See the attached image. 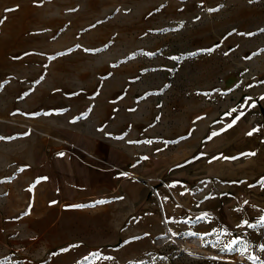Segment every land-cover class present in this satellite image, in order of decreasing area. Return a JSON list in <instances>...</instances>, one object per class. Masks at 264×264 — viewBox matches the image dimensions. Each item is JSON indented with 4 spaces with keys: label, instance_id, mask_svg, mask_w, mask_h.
<instances>
[{
    "label": "rangeland",
    "instance_id": "rangeland-1",
    "mask_svg": "<svg viewBox=\"0 0 264 264\" xmlns=\"http://www.w3.org/2000/svg\"><path fill=\"white\" fill-rule=\"evenodd\" d=\"M0 21V264H264V210L228 227L171 188L264 96V0H0Z\"/></svg>",
    "mask_w": 264,
    "mask_h": 264
},
{
    "label": "crops",
    "instance_id": "crops-1",
    "mask_svg": "<svg viewBox=\"0 0 264 264\" xmlns=\"http://www.w3.org/2000/svg\"><path fill=\"white\" fill-rule=\"evenodd\" d=\"M258 99L243 116L210 129L200 148L185 155L171 183L181 193L179 208L211 212L228 227L249 224L264 210V201L250 197L258 186L264 190V96Z\"/></svg>",
    "mask_w": 264,
    "mask_h": 264
},
{
    "label": "bare ground",
    "instance_id": "bare-ground-1",
    "mask_svg": "<svg viewBox=\"0 0 264 264\" xmlns=\"http://www.w3.org/2000/svg\"><path fill=\"white\" fill-rule=\"evenodd\" d=\"M1 118V117H0ZM143 179V178H142ZM163 220H164V228L166 230V234L161 236L160 239L157 241L158 244H162L166 241L175 239V234L171 231V228L168 226L166 217H165V213H164V208H163ZM190 247V251L194 254L197 255H206L209 254L208 252L203 250L202 244H201V240L199 238H194L192 245L189 246Z\"/></svg>",
    "mask_w": 264,
    "mask_h": 264
},
{
    "label": "snow or ice",
    "instance_id": "snow-or-ice-1",
    "mask_svg": "<svg viewBox=\"0 0 264 264\" xmlns=\"http://www.w3.org/2000/svg\"><path fill=\"white\" fill-rule=\"evenodd\" d=\"M7 11H11V9H9V10H7ZM211 11V10H210ZM0 23H2V21H0ZM255 131V130H254ZM248 135H252V133L250 132V133H248ZM61 155H63V154H61ZM249 155H255V153H251V154H249ZM30 191H31V189H30ZM97 203H104L103 201H99V202H97ZM94 206V205H93ZM78 207H83V206H78ZM236 243H239V241H237Z\"/></svg>",
    "mask_w": 264,
    "mask_h": 264
}]
</instances>
